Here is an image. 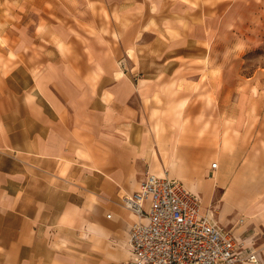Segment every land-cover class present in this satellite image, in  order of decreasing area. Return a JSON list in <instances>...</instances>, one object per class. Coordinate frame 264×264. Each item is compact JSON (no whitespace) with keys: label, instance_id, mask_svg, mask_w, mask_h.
<instances>
[{"label":"crops","instance_id":"crops-1","mask_svg":"<svg viewBox=\"0 0 264 264\" xmlns=\"http://www.w3.org/2000/svg\"><path fill=\"white\" fill-rule=\"evenodd\" d=\"M232 1L0 0V264L129 259L121 197L148 171L264 264V67L224 77ZM204 90L218 130L201 129Z\"/></svg>","mask_w":264,"mask_h":264},{"label":"built area","instance_id":"built-area-1","mask_svg":"<svg viewBox=\"0 0 264 264\" xmlns=\"http://www.w3.org/2000/svg\"><path fill=\"white\" fill-rule=\"evenodd\" d=\"M121 199L134 216L130 258L110 264L262 263L258 249L202 212L200 196L180 179L148 171L139 190Z\"/></svg>","mask_w":264,"mask_h":264},{"label":"rangeland","instance_id":"rangeland-1","mask_svg":"<svg viewBox=\"0 0 264 264\" xmlns=\"http://www.w3.org/2000/svg\"><path fill=\"white\" fill-rule=\"evenodd\" d=\"M224 17V24L218 36L220 43L216 46L219 54L221 51L224 52V57L223 59L219 57V62L225 66L224 77L226 81H233L238 77L245 81L249 76H252L256 71L259 72L264 67V0H233ZM0 62L7 66L9 61L8 58L0 57ZM233 67L240 70L241 74L237 75L236 72H232ZM215 76L218 75H209L208 79L204 75L208 80H211L210 77ZM205 78L204 80H207ZM225 92L229 102L232 98L231 91L227 90ZM200 98L205 104L203 110H207V113L203 112L200 115V118L206 119L201 129L218 130L217 121H212L216 102L213 91L204 90ZM231 118V115L225 116V137H228L233 131Z\"/></svg>","mask_w":264,"mask_h":264},{"label":"bare ground","instance_id":"bare-ground-1","mask_svg":"<svg viewBox=\"0 0 264 264\" xmlns=\"http://www.w3.org/2000/svg\"><path fill=\"white\" fill-rule=\"evenodd\" d=\"M162 176H166V175H162Z\"/></svg>","mask_w":264,"mask_h":264}]
</instances>
